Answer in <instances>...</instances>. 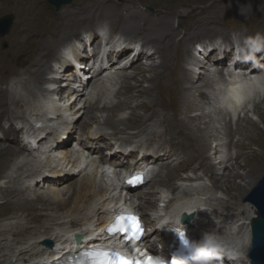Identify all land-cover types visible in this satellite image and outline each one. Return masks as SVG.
I'll list each match as a JSON object with an SVG mask.
<instances>
[{"label":"bare ground","instance_id":"bare-ground-1","mask_svg":"<svg viewBox=\"0 0 264 264\" xmlns=\"http://www.w3.org/2000/svg\"><path fill=\"white\" fill-rule=\"evenodd\" d=\"M143 1L153 9L125 10L124 2L107 5L108 0H102L83 3L80 11L61 10L65 19L34 38L20 33L21 25L11 29L15 32L8 39L12 51L0 55V78L3 76L4 80V84H0V141L9 142L0 143V206L12 202L10 208L15 210L12 218L30 207L40 210L27 212L23 222L17 219L0 222V264H47L48 255L55 253L50 250L66 244L72 232L84 237L94 236L95 245L82 243L79 249L107 244L109 240L103 229L119 208L139 214L153 229L148 235L151 238L163 236L156 227L160 217H167L172 223L173 217L180 213L193 209L197 214L205 207L212 224L198 223L191 229L201 227L209 236L222 238L238 251L247 252L251 244V221L256 212L245 203V194L264 171V93L254 84L249 92L240 82L258 79L264 91V57L260 59L264 35L200 34V28L212 22L209 16L220 8L215 1L204 6L195 4L196 7L189 0ZM92 6L105 14L96 22L107 24H96L95 33ZM240 8L229 9V13L237 10L246 13L255 6ZM115 26L119 27L118 32L113 31ZM177 27H182L184 32H179ZM78 28L83 33L74 35ZM52 29L59 32L49 35ZM260 29L264 31V27ZM221 30L223 28L219 27L212 31ZM102 34H107L109 40L115 36L131 46L119 50L114 57L111 51L100 57ZM6 36L9 35L0 36V41ZM135 38L151 45L150 49L155 52H150ZM15 41H20L19 56L13 54V59L4 64L5 56L14 52ZM191 44L190 51H184ZM219 45L225 47L224 50H220ZM204 53L208 54L206 64L201 58ZM120 54L124 55L119 59ZM157 54L159 61L155 60ZM231 56L237 57L236 69L228 71L233 77L230 84L234 95L226 97L228 83L224 70ZM118 59L127 60L129 67L118 66ZM145 59L149 71L137 65ZM96 66L99 68L91 73L90 69ZM144 82L149 84L144 86ZM171 82L175 85L170 86ZM20 87L22 91L16 92ZM167 97L170 100L164 102ZM162 102L182 112L181 120L172 121L170 115L165 114ZM18 103L21 106L13 108ZM228 104L235 108V120ZM71 116L76 117L74 124L67 125L66 131L60 129L59 124L70 123ZM34 121L41 122L42 127L34 126ZM83 121L86 128L78 134ZM233 124H236L235 132ZM105 127L112 131L107 132ZM25 133L36 136V146L30 145L31 141L23 143ZM48 134L55 138L54 142L47 140ZM236 134L244 136L247 143L239 136V140L232 143ZM163 135L167 136L165 140H162ZM101 141L107 149H102ZM192 142L212 151V155L190 152V146L186 145ZM44 146L48 150L42 152L40 149ZM127 146L136 147L130 154L146 152L148 165L139 187L123 180L127 194L126 206L121 207L120 200H115L110 190L116 189L114 179L121 180L120 170L127 168L123 151ZM245 150L249 152L244 153ZM100 151L103 153L98 155ZM56 154L62 156L52 163L55 159L51 157ZM8 157H16L14 163L9 164ZM242 162L251 166L245 173L238 170ZM216 166H220L217 172L214 171ZM105 167L112 171H106ZM12 168L21 171L17 173ZM78 174L82 175L72 181ZM26 182L35 186L30 188L24 185ZM219 191L230 193V199L237 204L227 206V202L215 197L214 193ZM149 196H156L155 201H148ZM161 196L167 202L165 213L156 202L162 201ZM148 206L153 207L152 213L147 211ZM242 216L247 217L246 227L238 223ZM44 219L57 228H52L50 234L40 235L42 232H39L35 241H32L34 235L24 237L30 230L26 223L40 224L43 232L49 231L51 227ZM45 240H51L54 247L49 250L43 243Z\"/></svg>","mask_w":264,"mask_h":264},{"label":"rangeland","instance_id":"rangeland-1","mask_svg":"<svg viewBox=\"0 0 264 264\" xmlns=\"http://www.w3.org/2000/svg\"><path fill=\"white\" fill-rule=\"evenodd\" d=\"M98 1L101 2L102 0H72V2L70 4L64 5L59 10H56L55 7L52 6L49 3V0H36V2H35V0H0V4L3 3V5H0V10H1V12H0V19L2 17H4V16H11L12 17V23H11V26H10V29L8 30V32L5 33V34H2V35L0 34V36L9 35V36H6L5 37V40L0 41V55L3 52H5V51H10V52L12 51L8 39H9L10 35H15V32H12V30H11L14 26L21 25L22 27L19 30V31H21L20 33H23V34L25 33L26 35H30V38H34L35 36L40 35V32H42V30H45V32H47V30H49L48 29L49 27H51L52 25H54L56 22H62L65 19V16H63L64 14L61 13V10L68 9L70 11H73L74 9H78V11H80L81 6H82L83 3L94 4V3H97ZM114 1L124 2L125 7H126L125 10H136V8H137V9H141V10L150 11L151 9H153V7L151 5H148L143 0H108V2L106 4L107 5H109V3L112 4V3H114ZM189 1L195 7H196V5H198V6H204V5L208 4V3H213L214 1H215V5L217 4L216 6H220V8L216 9L215 14L213 13L211 16H209V19H212V22H210L209 24H207L206 26H204V28L202 30L200 28V31H201L200 34H202V35H235V36L236 35H264V31L263 30L260 31L261 30L260 27H264V20L263 21L261 20V18H264V0H219V1L218 0H209V1H207V0H189ZM228 4H230L231 6L228 5ZM248 5L249 6H255V8L252 9L251 11L246 12V13H244L245 11L243 12L242 10H237L235 12L229 13V12H231V11H229V9H232V8H234V9H236V8L237 9H241L240 7L248 6ZM193 6H191V7H193ZM256 6H258V7H256ZM147 8H148V10H147ZM90 11H93V13L95 14L94 15V20L95 21L92 24V27L94 28L93 31L95 33V30H96L95 28H97L96 27V24L103 23V21H98V22H96V21L99 20V18H102L105 14L102 13L103 11L101 9H99L98 11H96L95 7H93V6H92V9H90ZM40 13H41V15H40ZM17 15H18V18H17ZM227 15H230V16H227ZM110 16L113 17L112 14H110ZM56 17H58L57 20L55 19ZM24 19H25V21H24ZM34 19H35V22H34ZM215 19L218 20V21H220V23L219 22H216V21H213ZM113 21H114V19H113ZM213 22L215 23L216 26L213 24ZM246 24H249L251 26H248ZM103 25H107V24H104L103 23ZM219 27L220 28H223V30L218 31L216 33H213L212 30L217 29ZM114 28H112L113 31L115 30V32H118L117 31V28H119V27L115 26ZM177 29H178L179 32H184V29H182V27H177ZM58 32L59 31L57 29L56 30L55 29L54 30L52 29V32L49 35H52V34L53 35H56ZM81 33H83L82 29L81 28H78V30H76V32H75L74 35H80ZM122 35L125 38L130 39L127 34L123 33ZM135 40H137L139 43H141L142 46H144L148 50H151L150 49L151 48V45L145 44L140 38H135ZM19 42L20 41L13 42V46H14L13 50H14V52L11 54V56H7V55L5 56V58H4L5 63L4 64H6L10 59H13L12 58L13 57V54H15L14 56H17L18 55V53H19V48H18L19 45H18V43ZM207 44H208V42H207ZM192 46H193L192 44L191 45H188L187 46L188 48H185L184 51H187L189 49L188 50V52H189L190 51V48ZM218 48L220 50H224L225 47L219 45ZM178 50L181 51V48H179ZM35 52H37V51H34L33 53H35ZM150 52H155V50H151ZM186 54H185V56H186ZM146 59L145 60H142L143 63L140 62L137 65H140V66L146 68L149 71L150 70L149 63L146 62ZM155 60L156 61H159L160 60L159 54H157L155 56ZM187 60H188V58H187ZM88 71L89 70H87L86 73H88ZM28 77H31V76L28 75ZM3 81H4L3 80V76H1V78H0V84H4ZM16 81H18V80H16ZM148 84H149L148 82H144L143 83L144 86H147ZM108 85L109 86H112V84H108ZM174 85H175V83H173V82L170 83V86H174ZM63 86L65 87V85H63ZM77 87H78V83L76 84V87L75 88H77ZM112 87H113V89L117 88V86L116 87L112 86ZM20 90L22 91L21 87L19 88V90L17 89L16 92L17 91L20 92ZM179 90H180V88H179ZM167 100L169 101L170 100V97H167L164 100V102L167 101ZM20 103L22 104V102H20ZM20 103H18L16 105H13V108L14 107H18V105L21 106ZM162 104H161L162 108L166 111L165 114L166 115H170V117L172 118V121H176V120L179 121V120H181V118L183 117V113L182 112H180V111L176 112L172 107H169L168 108L167 104H164L163 102H162ZM8 106H11V105L8 104ZM143 113H144V111L142 109H140V114H143ZM254 117L257 119V116H254ZM75 119H76L75 116H73V117L71 116V118L69 119V122L70 123L65 124L66 123L65 122L63 124H59V128L60 129H64V130L66 129L67 130V127H68L67 125L74 124V122L76 121ZM79 123H81V120H80V122H78V124ZM34 126H36V124H34ZM85 126H86V121H83L82 122V126L80 125L81 128H78V134H80L81 131L85 130L84 129V128H86ZM41 127H42V124H41ZM235 127H236V124H233V126H232V131L233 132L236 131L235 130ZM69 128H71V127H69ZM105 130L107 132H111L112 131L108 127L107 128L105 127ZM131 131H133V130H131ZM47 136H48V139H47L48 141L50 139L51 140L54 139L53 136L50 135V134H48ZM237 136H239V134H236V136L233 137L232 143L234 141H236V139L237 140L241 139L242 142L245 140L244 142L247 143V140L245 139L244 136L241 137V135H240L239 136V139H238ZM165 138H167V136H164L163 135L162 140H165ZM230 138H228V142H229ZM0 143L1 144H4V143L5 144L6 143L8 144L9 142L7 140H1ZM101 143H102V149H105V147H103V144L104 143L102 141H101ZM193 143L194 142H192L190 144L187 143V145H186V146H190V149H191L190 152L201 153L200 151H202V154H206V155H209L210 154V155H212L211 154L212 151H208V150H206V148L197 147V145H194L195 143L194 144ZM71 144L74 145L75 144V141H73ZM191 145H194V146L191 148ZM214 145H216V144H214ZM76 148H78V147H76ZM43 149L45 151L48 150L47 147H45V146H44ZM226 151L228 153V149ZM247 152H249V151H247V150L244 151V153H247ZM98 155H101V152ZM232 155H233V153H232ZM61 156H62V154L53 155L51 158L55 159V161L52 160V163L58 162V160H59V158ZM45 158H46V155H43L42 159L44 160V162H46V159ZM15 159H16V157H15ZM15 159H13V157H8L7 158L9 164H12L11 162L14 163V160ZM31 159H34V158H31ZM245 163L246 162H242V164L238 167V170L241 173H245L248 170H250L249 167H251V166H246ZM126 164H127V162H126ZM219 168H220V166H218V167L216 166L214 168V171L217 172V170ZM12 171L19 173L21 171V169L20 168H12ZM81 175L82 174H78L77 176L75 175L76 177L74 176L75 178H73L72 181H77L80 178ZM263 176H264V171L262 172V174L259 175V177L257 178V180H255L254 184L251 185V187L249 188V190L246 192L245 198H247V196L250 195V193L252 192V189L258 184V182L263 178ZM239 181H240V179H239ZM0 182H1L0 183V186H1L2 185V180H0ZM70 182H68V183H70ZM207 183L210 184V182L208 180H207ZM24 185H29L30 188H31V186H32V188L35 186V184H32L30 182H26ZM63 185L60 186V187L62 188ZM65 185L67 187L69 184H65ZM231 192H233V191H231ZM214 194H215V197L217 196V198L219 197L223 201L227 202V204H226L227 206L228 205L229 206H233V205H236L237 204L236 202L233 203L234 200L233 199H230V193H228L226 191L224 193H221L219 191V192H215ZM150 197L151 196H149L148 198H150ZM161 197H162L161 198L162 201H156L159 204L158 208L159 207L161 208L162 205L165 204L164 203L165 197L164 196H161ZM155 199H156V196H152L151 199H147V200L148 201L151 200V202H153V201H155ZM0 201H2L1 200V197H0ZM157 203H156V206L155 207H157ZM10 205L12 206L13 203L11 202V203H7L5 205L0 206V209L2 210V213H0V222H2V223H8V222H11L13 220L16 221V219L19 220V221H22V220H24L23 218H24V216H25V214L27 212H38L40 210L37 207H34L32 209H30L31 208L30 207L24 213L21 214L19 212L18 213L19 215H17L16 217L12 218V216H15V210H12L10 208L11 207ZM152 208L153 207H149L148 206L147 211L149 213H152L153 212V209ZM43 222H46V224H49V226L51 227V229L49 231L47 230V231L43 232L44 229L39 226L40 224L35 225V224H32V223H26V226H29L30 230H29V232H27L25 234L24 237L25 238H28V237L34 235L32 241H35L37 239V237L39 236V234H38L39 232H42V234H40V235L47 234V233L50 234L52 232L51 231L52 228H53V230L57 228V226L54 225V223L51 222L50 220L44 219ZM2 223H0V224H2ZM68 227H66V228H68ZM73 227H79V226L78 225H74ZM12 246H14V245H12Z\"/></svg>","mask_w":264,"mask_h":264},{"label":"snow or ice","instance_id":"snow-or-ice-1","mask_svg":"<svg viewBox=\"0 0 264 264\" xmlns=\"http://www.w3.org/2000/svg\"><path fill=\"white\" fill-rule=\"evenodd\" d=\"M143 177L140 175L132 176L128 179L127 183L137 184L142 183ZM106 231L109 234L115 235L121 234L123 237L131 239H139L142 235V228L139 224V219L132 215H119L116 221L111 224ZM183 238V233L179 234ZM187 244V241H185ZM87 257L86 264H161V262L154 260L149 256L146 260L131 261L126 257L121 256L119 253H110L103 250H92L85 253ZM203 260L207 261V256L202 257Z\"/></svg>","mask_w":264,"mask_h":264},{"label":"water","instance_id":"water-1","mask_svg":"<svg viewBox=\"0 0 264 264\" xmlns=\"http://www.w3.org/2000/svg\"><path fill=\"white\" fill-rule=\"evenodd\" d=\"M72 0H49V3L59 10L62 6L68 5ZM11 16H4L0 19V34H5L10 29ZM248 202L254 204L258 209L259 217L253 220L254 228V252H261L263 256L255 260L256 264H264V176L253 188L247 198ZM11 264V263H9Z\"/></svg>","mask_w":264,"mask_h":264}]
</instances>
